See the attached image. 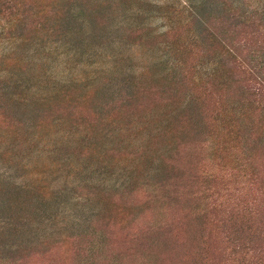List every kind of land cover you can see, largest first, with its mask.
<instances>
[{"label": "rangeland", "instance_id": "rangeland-1", "mask_svg": "<svg viewBox=\"0 0 264 264\" xmlns=\"http://www.w3.org/2000/svg\"><path fill=\"white\" fill-rule=\"evenodd\" d=\"M256 64L264 0H0V264H264ZM228 173L263 226L240 262Z\"/></svg>", "mask_w": 264, "mask_h": 264}, {"label": "trees", "instance_id": "trees-1", "mask_svg": "<svg viewBox=\"0 0 264 264\" xmlns=\"http://www.w3.org/2000/svg\"><path fill=\"white\" fill-rule=\"evenodd\" d=\"M229 52L232 53L233 50H229ZM261 66L262 65L260 64H256L255 66H251L249 70L251 73V76H253V80L259 85L258 90L260 91L264 90V68H262ZM217 74H218V68L214 66L210 68L208 70L206 77L207 79L213 78L214 80L212 82H208L206 85L210 84L212 87L214 86L218 90V84H214L215 79L217 80L218 78H220L217 76ZM188 101H189V104H192V102H195L193 97L190 98ZM228 104H229V107L234 106L233 103L229 102ZM233 111L234 110H229V109L227 110L225 108H222L219 114L221 115L220 119L224 121V127L227 130L228 136H230L229 134L230 128L231 129L235 128L234 119H233L234 115L232 113ZM234 114L236 115V113ZM238 122H236V124H238ZM234 149L235 148L233 146L232 149L223 148L221 151L222 153L226 155L228 151L233 152ZM213 151H214V159L212 161L217 159L216 154L219 151V147L214 146ZM235 161H237V159L234 160V162ZM244 161H245V158L244 159L242 158L241 163L243 164H241L240 166L241 170L240 168L235 169L237 170L236 171L237 173L242 172L243 173L242 176L245 177L247 175L248 181L243 180L241 182L243 183L257 182L259 178V173H257L258 170L252 169V168L250 169V171L247 170V168L245 167ZM238 162H239V159H238ZM228 176H229V173L227 174V177H225V175H221L220 178L223 177L225 180H228L227 184L231 186L229 189L230 192L226 194L228 196L227 199L231 203L225 205L224 208L219 210L221 213V216H219L217 221L221 226L220 231L226 240L227 249L230 250V255L232 256L234 261L240 262L242 261V259L239 257H243V256L248 257L249 253L253 252L251 250L253 246L257 243V241L261 238L260 235L262 233L261 229H263V226L260 220H258V214H259L258 208L254 207L255 204L250 203L247 200L246 194L245 196L243 195L242 190H244L245 188L243 186L238 185L236 176H234L233 178L234 181H231V182ZM220 178H215V174H210V175L206 174L205 176L206 181L209 180L210 183H214ZM260 261H261V258H260Z\"/></svg>", "mask_w": 264, "mask_h": 264}]
</instances>
